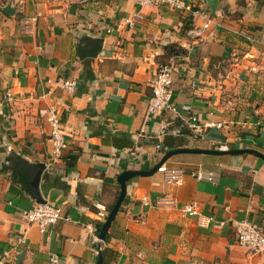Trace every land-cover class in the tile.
<instances>
[{
	"label": "crops",
	"instance_id": "0c3cea01",
	"mask_svg": "<svg viewBox=\"0 0 264 264\" xmlns=\"http://www.w3.org/2000/svg\"><path fill=\"white\" fill-rule=\"evenodd\" d=\"M183 1L212 21L202 42L187 39V19L163 6L0 0V264L18 255V264H52L51 256L55 264H95V235L117 195L116 176L147 171L167 151L264 157V0H216L214 15L205 0ZM133 14L139 18L129 28L123 21ZM82 36L100 39L93 58L78 59ZM164 64L171 67L169 108L145 120L149 82ZM67 78L76 81L71 95L48 84ZM5 90L10 101L1 99ZM48 105L66 142L54 160ZM191 116L221 127L191 133ZM38 163L39 197L67 218L43 234L21 217L36 203L29 181ZM161 165L180 170V182L165 184L158 172L126 182L101 264H264V252L252 254L234 236L243 220L264 234L262 159L182 153ZM18 167L26 171L24 186L10 178ZM197 169L216 174V182L196 180ZM156 200L173 205L154 206ZM192 203L207 225L179 211Z\"/></svg>",
	"mask_w": 264,
	"mask_h": 264
},
{
	"label": "built area",
	"instance_id": "2783aa9c",
	"mask_svg": "<svg viewBox=\"0 0 264 264\" xmlns=\"http://www.w3.org/2000/svg\"><path fill=\"white\" fill-rule=\"evenodd\" d=\"M133 5L138 8L142 7H157L163 6L178 11L188 21V26L184 31V35L187 39L199 43L202 42L206 32L208 31L212 21L210 17L204 13L200 8L195 7L183 0H132ZM139 17L137 14H133L130 18L123 21L124 25L131 28L134 20ZM200 18V24H195L193 19ZM26 24L23 22V27ZM249 40L248 38H246ZM52 87L61 89L65 94L71 95L76 88V81L74 78H67L64 80H57L55 82H48ZM171 84V67L167 64L159 65L153 75V78L149 82L150 94L146 102V109L144 113V119H149L154 115L167 110L169 100V88ZM3 101H10V91L5 90L1 95ZM45 123L48 127V142L51 145V157L58 159L61 153L66 148V142L60 132V123L55 110L54 105H48L45 111ZM257 126L260 123H256ZM186 128L191 133H199L204 129H219L221 125L219 123L205 122L199 124L196 117H188L185 122ZM157 148V147H155ZM156 172L162 173L163 181L165 184H177L180 182L182 172L178 169H167L163 165H160ZM192 176L198 181L216 182V174L197 169ZM143 205H147L146 199H141ZM158 205H173L172 201L156 200L154 206ZM103 212V208H99ZM179 211L187 216L198 217V223L200 225H207L210 221L207 218H202L198 215L195 205L189 204L179 208ZM22 219L28 224L37 228L40 234H43L48 228L53 227L57 222L66 221L67 218L63 215L60 206L52 205L49 203L33 204L29 209L21 212ZM100 217H103L101 214ZM235 242L240 247H244L252 254L264 252V234L255 225L247 220H243L235 223L234 225ZM95 240V237H92ZM18 243H24V239L21 236ZM96 251L94 255L96 256ZM140 255V253H139ZM49 262L56 263V257L51 256Z\"/></svg>",
	"mask_w": 264,
	"mask_h": 264
},
{
	"label": "water",
	"instance_id": "95a60500",
	"mask_svg": "<svg viewBox=\"0 0 264 264\" xmlns=\"http://www.w3.org/2000/svg\"><path fill=\"white\" fill-rule=\"evenodd\" d=\"M205 3L207 5V8L210 11L211 15H214L216 0H205ZM3 12L6 14H11L12 11L8 6H5L3 9ZM100 47V39H94L88 41V38L85 36H82L80 38V42L77 45L76 48V55L78 59L83 58H93L96 53L98 52ZM182 153H197V154H205V155H215V156H221V155H238L241 153H247L250 155H254L264 161V157H262L259 153L251 150H244V151H218V150H192V149H176L172 151H167L163 157L160 159V161L154 165L151 169L147 171H132V170H124L121 173H119L115 178V183L117 184L118 191L117 195L109 208L106 217L102 221V223L99 226V229L96 232V239L98 242H103L105 239V236L107 234V231L111 225V223L114 220V217L119 209V206L124 198L125 195V187L126 182L134 177H149L153 173L156 172V169L163 164L169 157L175 154H182ZM9 160V159H8ZM35 171L31 175V179L29 181V187L31 188L30 195L31 197L36 201V204H43L44 201L39 197L38 194V183L40 180L41 173L44 169L43 164H35ZM18 258L19 255L15 257L14 264H18ZM95 264H101V256L100 253L97 252L95 256Z\"/></svg>",
	"mask_w": 264,
	"mask_h": 264
},
{
	"label": "trees",
	"instance_id": "16d2710c",
	"mask_svg": "<svg viewBox=\"0 0 264 264\" xmlns=\"http://www.w3.org/2000/svg\"><path fill=\"white\" fill-rule=\"evenodd\" d=\"M25 176H26V171L24 170V168H17L14 169L10 175L11 180L16 181L17 183H19L21 186L25 185ZM26 189L28 190L29 188L26 187ZM107 238V234L105 236V239ZM105 239L103 242H100L96 245H94L95 251L100 253L101 259L104 260L105 255L108 252V249H100V247L102 246V244L105 242Z\"/></svg>",
	"mask_w": 264,
	"mask_h": 264
}]
</instances>
